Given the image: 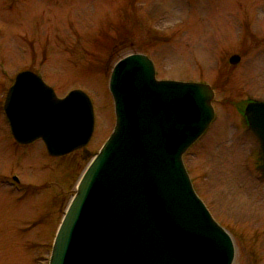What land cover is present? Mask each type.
Here are the masks:
<instances>
[{"label": "rangeland", "instance_id": "374dc122", "mask_svg": "<svg viewBox=\"0 0 264 264\" xmlns=\"http://www.w3.org/2000/svg\"><path fill=\"white\" fill-rule=\"evenodd\" d=\"M134 53L153 61L157 80L215 88L214 121L184 154V165L196 194L232 237V264H264V175L258 144L238 110L247 100L264 101V0H0L8 86L29 69L58 97L83 91L94 110L92 156L115 125L111 71ZM232 55L240 57L236 66L228 63ZM2 134L10 136L7 126ZM32 151L35 161L18 178L29 188H47L9 195L0 188V264H48L91 159L48 161L40 144ZM1 159L8 167L9 158Z\"/></svg>", "mask_w": 264, "mask_h": 264}, {"label": "water", "instance_id": "95a60500", "mask_svg": "<svg viewBox=\"0 0 264 264\" xmlns=\"http://www.w3.org/2000/svg\"><path fill=\"white\" fill-rule=\"evenodd\" d=\"M109 92L114 130L78 182L49 264H232V239L195 193L182 161L214 118L213 89L158 81L152 61L132 54L114 66ZM4 108L18 142L42 139L55 157L79 149L90 155L94 113L84 92L58 99L24 72ZM244 115L264 167V102L247 104Z\"/></svg>", "mask_w": 264, "mask_h": 264}, {"label": "flooded vegetation", "instance_id": "af4514ba", "mask_svg": "<svg viewBox=\"0 0 264 264\" xmlns=\"http://www.w3.org/2000/svg\"><path fill=\"white\" fill-rule=\"evenodd\" d=\"M6 76H7V74H6L5 62L2 59H0V136H4V137L6 135H3L2 132L5 133V128H6V126L8 127V121H7L5 112H4V105L6 102L8 89L14 83V78H13V82H11L8 86V84H7L8 81H7ZM213 89L215 90V88H213ZM215 92H216V90H215ZM63 97L64 96H61L59 98H63ZM254 100H256V99L247 100V103L250 101H254ZM238 110H239V112L241 111L240 109H238ZM241 112H243V111H241ZM3 138L0 137L1 140ZM5 139H7V143H3V144L0 143V164L3 162L1 159L2 156H7V158H9V164H8V167H7V165H0V188H3V190H2L3 192H1V193H5V194L9 195V193H15L16 194L20 191H27V190L32 191L34 193L44 192L46 190L47 186L41 185V187L36 186L34 188H32V187L29 188V185H25V184L21 183V180L18 178L17 174L21 173L20 170H21L22 166L24 169H26L30 166L29 165L30 163L35 161V160L29 161L30 160V158H29L30 154L34 153L32 151V147L34 145L40 144L43 146V149L45 151V155L47 157L46 159L48 161L50 159L57 160L60 158H55V157L49 156L47 154L45 147H44V144L41 140H37V141H34L32 143H28V144H22V143L17 142L16 140H14V138L11 135L9 137H5ZM7 151H8V153H7ZM70 155H76V157L80 160L83 159L82 150L76 151ZM260 168H261L260 171L264 172L261 161H260ZM10 173H12L11 176H10ZM67 193H70L69 190L67 191ZM12 196H13V194H12ZM17 200H19V199H17ZM51 200L53 201V204L56 206V204H55L56 200H54L53 198H51ZM51 200H49V203L51 202ZM48 207H50V206H48Z\"/></svg>", "mask_w": 264, "mask_h": 264}]
</instances>
